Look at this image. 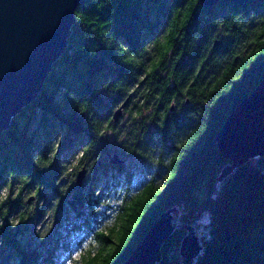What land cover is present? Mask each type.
<instances>
[{
    "label": "trees",
    "instance_id": "1",
    "mask_svg": "<svg viewBox=\"0 0 264 264\" xmlns=\"http://www.w3.org/2000/svg\"><path fill=\"white\" fill-rule=\"evenodd\" d=\"M74 17L66 52L0 139V264H58L53 254L75 233L98 250L73 264H121L170 208L180 225L158 264H264V155L217 183L229 162L215 146L264 76V0H85ZM127 95L139 110L115 124ZM184 98L197 115L180 120L169 103L182 110ZM105 152L141 170L99 168ZM83 164L93 173L78 189ZM136 172L147 178L134 185ZM200 218L202 250L182 260L183 226ZM35 228L43 234L31 239Z\"/></svg>",
    "mask_w": 264,
    "mask_h": 264
},
{
    "label": "water",
    "instance_id": "2",
    "mask_svg": "<svg viewBox=\"0 0 264 264\" xmlns=\"http://www.w3.org/2000/svg\"><path fill=\"white\" fill-rule=\"evenodd\" d=\"M199 1L207 6L220 0ZM84 2L0 0V139L12 120L36 100L52 66L66 52L75 11ZM127 100L114 110L112 121L121 117ZM215 146L220 156L230 162L221 170L217 183L236 168L264 155V76L226 117L215 136ZM107 155L111 166L123 164L118 154ZM84 172V168L78 172L77 186ZM174 216H179L176 208L160 214L121 264H158L161 247L173 233ZM184 230L178 253L181 259L191 260L202 247L193 226L185 225Z\"/></svg>",
    "mask_w": 264,
    "mask_h": 264
},
{
    "label": "rangeland",
    "instance_id": "3",
    "mask_svg": "<svg viewBox=\"0 0 264 264\" xmlns=\"http://www.w3.org/2000/svg\"><path fill=\"white\" fill-rule=\"evenodd\" d=\"M207 6H212V5H207ZM55 64V63H54ZM53 67V66H52ZM130 95H127L124 99H127L128 97H129ZM136 96V95H135ZM133 97V96H132ZM137 97V96H136ZM134 98V101L133 102H135L136 100H137V98ZM121 104H119L118 105V107L120 106ZM117 107V108H118ZM116 108V109H117ZM116 109H114V110H116ZM141 112H142V115H141V118H140V122L142 123V121H143V123H145V125H147L148 124V122H147V118H146V116L143 114V113H148V110H147V108L146 107H141ZM112 110H113V106H112ZM114 110H113V112H114ZM126 110H127V108L125 107L123 110H122V115H121V117L120 118H118V120L116 121V122H114L113 121V123H115V124H121V125H123V124H126V122L128 121H133L134 119H135V117L133 116V112H132V114H131V116L128 118V115L125 113L126 112ZM219 129H220V127H219ZM121 159V158H120ZM123 165H125V168L127 169V170H129V171H131V172H133V170H135V171H140L141 170V165L142 164H140L138 161H136L135 159H132V160H127V161H123V164L122 165H120V166H123ZM116 167V166H115ZM136 174V179H134V185H136V184H138V181L139 182H142V180L143 179H145V178H147V176H144L142 173H140V172H136L135 173ZM232 174V173H231ZM230 174V175H231ZM141 176H143V177H141ZM28 198H32V195L31 196H29ZM32 201V202H31ZM31 201H30V199H29V203H30V205H35V199L33 198V199H31ZM49 210V208L47 209V211ZM179 212V211H178ZM180 214V213H179ZM180 216V215H179ZM179 216L178 217H173V220H172V223H173V226L174 227H179V225H180V222H179V220H178V218H179ZM111 219V217L110 218H107V219H105L104 221H109ZM205 224H206V221L203 219V218H200L198 221H197V223L196 224H193V226L194 227H196V230H195V235L197 236V238H198V240H199V242H200V245H201V240L202 239H204L205 237H206V235H205V230H203V228H204V226H205ZM183 229H184V227H183ZM70 240H71V247H70V249H69V251H68V253H70L69 255H63L62 257H60V260H61V262H60V264H71V263H73V261L74 260H78L79 259V257L81 256V255H84V253L86 252V250L88 249V248H91V250H92V252H96L97 250H98V248H97V245H96V242H93L92 240H91V238H89V237H87V238H83L82 237V234L81 233H75L74 235H72V237L70 238ZM201 247H202V245H201ZM202 250V249H201ZM201 252V251H200ZM199 252V253H200ZM199 253H198V255H199ZM197 255V256H198ZM196 258V257H195ZM195 258H193V259H195ZM183 260V259H182ZM192 260V259H191Z\"/></svg>",
    "mask_w": 264,
    "mask_h": 264
},
{
    "label": "bare ground",
    "instance_id": "4",
    "mask_svg": "<svg viewBox=\"0 0 264 264\" xmlns=\"http://www.w3.org/2000/svg\"><path fill=\"white\" fill-rule=\"evenodd\" d=\"M125 100H127V99H120V101L118 102V103H120V104H122ZM127 103H128V100H127ZM26 108V107H25ZM119 157H120V155H118ZM100 158L99 159H97V161H96V165L100 168V166L102 165V162L104 163V161L106 162V164L108 165V166H111L110 164H108V160H109V156L107 155V152H105L103 155H100L99 156ZM121 158V157H120ZM123 161H126V159H123V158H121ZM227 161V160H226ZM229 162V161H228ZM99 163H100V166H99ZM230 164V162L226 165V166H228ZM226 166H224V167H226ZM111 167H113V166H111ZM84 168V170H85V172H84V176H83V179H82V183H81V185L80 186H77L76 185V179H77V174H78V172H80L82 169ZM93 173V170L91 169V167L89 166V165H87V164H83V165H81L79 168H78V170L76 171V173H75V179H74V183H75V186L79 189V188H81V186H82V184H84V181H85V178L87 177V176H89V175H91ZM99 173L100 172H97L96 174H97V176L99 175ZM134 176H136V174L134 175ZM34 199H35V197L34 196H32ZM28 200H29V198L27 199V200H25V204L27 205V206H30V203L28 202ZM31 201V200H30ZM32 202V201H31ZM162 214V213H161ZM185 226V225H184ZM183 226V227H184ZM191 226H193V225H191ZM45 226L44 225H42V228H44ZM194 227V226H193ZM41 228V229H42ZM149 229V228H148ZM194 230H196V227H194ZM185 231V230H184ZM37 232H38V234L39 235H41V234H43L42 233V231H40V230H38L37 231V229L35 228V230H33V232L31 231V232H29V236H30V238L31 239H33L34 237H35V235L37 236ZM185 235V234H184ZM82 237H83V235H82ZM85 238V237H84ZM71 241V240H70ZM167 241V240H166ZM165 241V242H166ZM180 245V244H179ZM163 247V246H162ZM162 247H161V257H162ZM178 250H179V248H178ZM69 255L70 253H68V252H63V251H61V250H58L57 252H55L54 254H53V258H52V262L53 263H56V261L58 262V264H60V262H61V260H60V257H62L63 255ZM71 264H73V263H71Z\"/></svg>",
    "mask_w": 264,
    "mask_h": 264
},
{
    "label": "flooded vegetation",
    "instance_id": "5",
    "mask_svg": "<svg viewBox=\"0 0 264 264\" xmlns=\"http://www.w3.org/2000/svg\"><path fill=\"white\" fill-rule=\"evenodd\" d=\"M131 98L134 100V98L135 97H132V96H129L127 99H128V103H127V105H126V108H127V112L129 113H137V111L139 110V108H138V105H139V100L137 99L135 102H136V106L135 107H131V108H129L130 106H131ZM183 107H184V109H182V110H180L179 108H178V106H177V104L174 102V101H171L170 103H169V109H168V113H170V114H174V113H178V115H177V117L180 119V120H182V118H184V117H186V116H188V117H194V116H196V115H194V116H191L192 114H191V112H189V110L191 109V105H190V101H189V99L188 98H184V101H183ZM142 109L140 108V111H141ZM188 112V113H187ZM148 113H149V111H148ZM148 113H143L145 116L148 114Z\"/></svg>",
    "mask_w": 264,
    "mask_h": 264
}]
</instances>
